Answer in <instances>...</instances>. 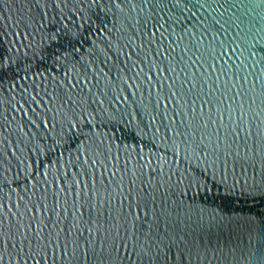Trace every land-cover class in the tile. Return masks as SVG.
<instances>
[{
    "label": "water",
    "instance_id": "obj_1",
    "mask_svg": "<svg viewBox=\"0 0 264 264\" xmlns=\"http://www.w3.org/2000/svg\"><path fill=\"white\" fill-rule=\"evenodd\" d=\"M0 264H264V0H0Z\"/></svg>",
    "mask_w": 264,
    "mask_h": 264
}]
</instances>
